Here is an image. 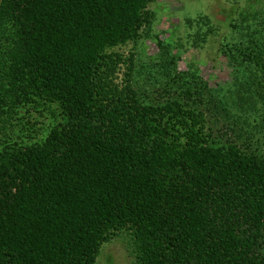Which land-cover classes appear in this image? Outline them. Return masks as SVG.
<instances>
[{
    "label": "trees",
    "instance_id": "obj_1",
    "mask_svg": "<svg viewBox=\"0 0 264 264\" xmlns=\"http://www.w3.org/2000/svg\"><path fill=\"white\" fill-rule=\"evenodd\" d=\"M152 1L0 0V264H96L120 233L135 264H264V154L143 102L117 50Z\"/></svg>",
    "mask_w": 264,
    "mask_h": 264
},
{
    "label": "rangeland",
    "instance_id": "obj_2",
    "mask_svg": "<svg viewBox=\"0 0 264 264\" xmlns=\"http://www.w3.org/2000/svg\"><path fill=\"white\" fill-rule=\"evenodd\" d=\"M148 9L153 16L139 38L117 47L134 54L141 100L184 101L204 113L215 141L264 154V75L254 60L240 61L237 47L253 59L260 50L264 65V0H153ZM186 89L196 96L185 98ZM135 261L132 237L120 233L102 245L96 264Z\"/></svg>",
    "mask_w": 264,
    "mask_h": 264
}]
</instances>
